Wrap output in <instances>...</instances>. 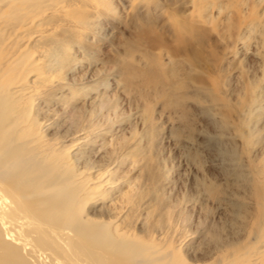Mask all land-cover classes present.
<instances>
[{
	"label": "rangeland",
	"instance_id": "rangeland-1",
	"mask_svg": "<svg viewBox=\"0 0 264 264\" xmlns=\"http://www.w3.org/2000/svg\"><path fill=\"white\" fill-rule=\"evenodd\" d=\"M104 2L106 6L102 7L98 1L84 0L85 7L81 11L90 16L84 25L77 26L67 16L47 22L54 12L47 11L42 18L11 36L5 45H17L12 50L19 48L9 60V69L18 70L17 84L12 89L19 92L24 88V93L34 94L33 83L43 77V68L48 62L46 57L43 59L48 50L45 44L53 39L54 49L63 53L66 62L56 80L49 74V80L59 82L62 87L51 91L42 105L44 109L40 107V120L52 122L48 136L64 142L65 136L71 138L73 130L68 128L72 118L69 116L75 110L78 111L75 118L82 120L95 119L101 110L99 137L91 147L90 165L106 167L115 160L114 177L131 184V194L135 195L140 192L141 169L147 161L153 182L148 187L144 207L152 212L150 220L159 225L161 214L167 219L168 215L160 212L158 202L169 211L168 217L179 220L174 222L171 218L170 232L161 231L159 226L152 227V242L169 239L168 242H176L174 246L180 248L188 264H211L215 261V246L210 243L214 242L210 231L214 229L222 242L244 239L249 243L246 250L240 251L242 255L250 251L249 254L235 258L231 261L233 264H264V242L255 247H260L258 252L250 250L256 239L253 233L248 235L259 212L263 213L264 228V206L252 198L254 182L263 181L264 186V67H260L261 59L254 52L260 34L256 31L252 39L243 43L237 39L238 22L221 18L207 29L213 36V49L200 50L194 46L188 52L171 56L179 47L180 38L192 42L197 29L208 27L199 23L192 0ZM108 6L110 10H106ZM260 7L253 17L258 16L263 22L264 2ZM245 32L246 29L239 34ZM156 40H160L159 43ZM158 45L160 47H152ZM147 52L159 57L166 68L169 84L163 89L165 94L178 95L182 86L186 88L184 92L191 99L186 104V112L192 135L189 136L188 128L180 123V115L166 108L171 97L157 98L150 93L149 99L144 101L129 93L126 85L131 81L117 69H121L122 61L128 57L141 64ZM213 58L220 61L221 72L214 69ZM195 59L198 64L186 69L187 61ZM175 64H185V67L171 72ZM241 70L261 87L257 94L260 104L250 109L252 111L244 108L250 99L243 96ZM218 76L219 100L232 104V110L236 111L226 119L223 115L227 110L212 103L208 96H200V105L194 101L200 87L213 93L210 80ZM200 78L204 82H200ZM241 100L246 103L239 110ZM67 102L74 111L64 108ZM145 107L151 111L149 121ZM173 128L182 131L179 137L172 134ZM207 184L219 185L228 193L225 199L230 202L217 207L203 190L202 186ZM259 198L264 200V197ZM144 207L138 206L127 221L136 233H141V224L148 218ZM238 209L243 210V218L234 220L233 213Z\"/></svg>",
	"mask_w": 264,
	"mask_h": 264
},
{
	"label": "bare ground",
	"instance_id": "bare-ground-1",
	"mask_svg": "<svg viewBox=\"0 0 264 264\" xmlns=\"http://www.w3.org/2000/svg\"><path fill=\"white\" fill-rule=\"evenodd\" d=\"M95 1L102 7L106 6L104 0ZM192 1L195 4L196 16L200 19L199 23L208 27L197 29L192 42L180 38L179 47L171 56L188 52L194 46L200 50L205 47L213 49V36L208 30L215 26L216 22L219 23L221 18L224 21L233 19L239 24L237 39L243 43L252 39L256 31L260 34L254 52L261 59L260 67H264V21L258 16L253 17L256 15V8L260 9L264 0ZM83 2L84 0H0V264H188L185 255H181L180 248L174 246L176 242H168L169 239L167 242H152L150 238L152 227L159 226L161 231L168 230L171 220L174 219L168 217L169 211L164 210V205L158 202L160 212L168 216L165 219L161 214L158 221L160 224L152 223V212H148L144 207L148 187L153 182V176L149 172L150 163L146 161L141 169V189L135 195L131 194V184H125L114 177L115 160L106 167L90 165L89 156L93 151L91 147H94V141L99 137L98 117L101 110L95 119L82 120L75 118L78 111H74L70 102L64 103L66 110L71 108L74 111L69 116L72 118L68 128L73 130L71 138L65 136L66 140L59 142L48 136L52 122L47 119L40 120V107L47 101L51 91L62 87L59 82L50 81L49 74L56 80L59 69L66 62L63 53L54 49L51 42L53 39L50 38L49 44H45L48 50L45 51L46 56L43 59L46 57L48 62L43 68V77L38 83H33L36 87L34 94L24 93V88L18 90L19 92L12 89V86L17 84L15 80L18 79V70L9 69V60L11 61L19 48L12 50L17 45H5L6 41L15 36L20 28L42 18L47 11H54L52 20L49 18L47 22L67 16L77 26L84 25L90 16L81 11V8L85 7ZM106 10H110L109 6ZM245 29V33L239 34V31ZM220 36L218 34V37ZM152 47L157 48L160 45ZM23 62L22 60L19 63V68ZM213 62L214 69L221 72L220 61L213 58ZM195 63L198 64L196 59L187 61L186 69L190 70ZM177 67L183 69L185 64H175L170 71L175 72ZM120 68L117 70L126 74L131 81L129 85H125L135 98L145 101L149 99L150 93L157 98H163L165 95L171 97L166 108L180 115V123L185 129L188 128L190 136L192 126L187 120L186 104L191 99L187 92H184L186 88L183 86L178 95L165 94L163 89L169 84L168 74L159 57L147 52L141 64L128 57L122 61ZM240 74L243 80V96L250 99L244 108L252 111L250 109L260 104L257 94L261 87L257 82L250 81L246 72L241 70ZM199 80L204 82L201 78ZM218 80L219 76L210 80L213 93L201 87L197 89L194 101L200 105V96H208L212 103L227 110L223 115V119H226L227 115L236 111L232 110V104L219 100ZM38 89L40 92L37 93ZM245 103L240 101L239 110L243 109ZM100 107L102 109L101 103ZM144 111L149 121L151 111L148 107H145ZM181 132L178 128L172 130L175 137H179ZM67 142L70 144L66 145ZM256 183L258 185H255ZM262 184L263 181L254 182L252 197L260 206H264V200L259 198L264 197ZM202 187L208 194V199L217 207L230 202L225 199L229 197L228 193L219 185L207 184ZM138 206L141 209L144 207L148 217L146 222L141 224V233H136L131 223H127ZM242 212L241 209L234 212V220L243 218ZM259 214L248 231V235L253 233L256 239L249 249H257L256 252L260 247H255L264 242L261 219L263 213ZM175 220L173 221H179ZM213 231L211 230L209 235L214 240L210 243L215 246V263L211 264H233L231 261L235 258L249 254L250 251L240 254V251L249 246L244 239L222 242Z\"/></svg>",
	"mask_w": 264,
	"mask_h": 264
}]
</instances>
